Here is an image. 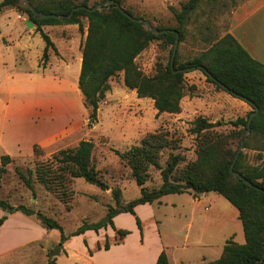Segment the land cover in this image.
<instances>
[{
	"label": "trees",
	"instance_id": "obj_1",
	"mask_svg": "<svg viewBox=\"0 0 264 264\" xmlns=\"http://www.w3.org/2000/svg\"><path fill=\"white\" fill-rule=\"evenodd\" d=\"M26 1L38 14L47 17H36L25 0L1 1L0 13L5 9H16L20 14H26L29 21L37 27L36 31L45 42L42 55L45 69L50 60V49L56 53L58 51L42 27L61 24L79 25L80 30L83 31V19L88 20L78 85L90 110V126L98 122L100 104L106 98V94L112 90L111 80L121 73L125 87L136 91L138 98L152 99L158 114L181 113L182 100L188 92L192 94L196 90L195 86H188L185 78L186 71H191L193 68L201 71L218 89L247 102L253 111L247 118H239L231 122L236 129H239L231 133H220L215 130L223 125L221 122L213 123L205 118H198L192 129V133L198 139L197 159L183 169H179V165L185 160L180 154H173V151L178 149L177 142L170 138L168 133L149 134L139 146L125 153L117 152L131 169L132 176L141 189V196L119 209L109 206L108 213L102 221L95 224L84 223L70 236H66L64 228L54 218L25 205L15 207L8 200L0 198V209L6 214L22 212L27 216L36 217L46 229L58 230L61 233L62 245L70 238L84 235L88 231L98 234L102 229L112 227L116 233L114 244L111 245L109 237H106L104 245H98V250L108 251L113 245L122 244L131 234L129 230L115 227L113 220L119 214L129 213L135 217L143 239V223L136 214V207L153 204L167 195L191 192L194 196H198L215 193L224 197L238 210L245 243L238 244L231 238L218 260L204 264H261L264 256V162L259 165H249L245 162L244 154L240 153L235 163L236 175L245 177L256 186L255 188L246 185L233 175L231 166L239 151L238 147L234 149L232 145L240 138L243 141L248 138V120L256 109H259V112L251 123L250 136L245 141L244 148L260 154L264 153V65L255 60L228 32L200 56L181 65H178L176 56L173 69L170 62L166 67L160 66L154 76L145 75L136 64V59L154 41L169 38V43L174 45L176 34L170 31H177L180 41H183L184 27L191 14L203 2L216 0H189L183 3L180 11L173 10L179 23L178 28L168 30L166 34H155L141 22L127 17L115 5L93 11L89 9L96 6H90L91 0ZM115 1L121 4L120 0ZM79 7L86 9L76 10L73 13L74 9ZM126 12L133 18L141 20L131 12L127 10ZM71 14L72 16L68 18ZM56 16H61L63 19ZM158 31L165 30L159 28ZM38 149V147L34 148L35 157H40ZM94 149L95 144L92 141L83 140L75 148L61 150L52 159L37 162L35 169H27L24 172L17 168L15 172L34 196H36L35 183H39L61 202L69 205L73 197L71 186L77 179H83L103 191L110 189L93 165ZM166 150H170L171 153L166 168H163L159 159ZM12 162L11 157H2L0 179L8 173L7 167ZM150 167L161 171L163 184L158 189L148 190L145 187L149 179ZM1 188L0 181V190ZM112 193L117 206H120L121 191L113 190ZM6 219L7 216L0 219V226ZM84 244L89 256L92 257L94 251L89 248L87 241H84ZM56 256V253L50 252L48 264H57ZM156 264H170L165 251H162Z\"/></svg>",
	"mask_w": 264,
	"mask_h": 264
},
{
	"label": "rangeland",
	"instance_id": "obj_2",
	"mask_svg": "<svg viewBox=\"0 0 264 264\" xmlns=\"http://www.w3.org/2000/svg\"><path fill=\"white\" fill-rule=\"evenodd\" d=\"M107 1L91 0L89 4L103 9L109 7ZM120 1V5L125 10L145 22L147 29L158 30L160 28L168 31L176 30L179 26L173 10L180 11L181 5L189 0ZM241 1L216 0L214 2H203L191 14L184 27V39L179 44L178 65L200 56L228 32L231 13ZM21 15L29 20L26 14L21 13ZM16 28L22 29V34L27 37L29 34L34 35L31 40L32 47L28 50L27 55L21 54L17 57L14 71L31 72L35 71V67H38L39 72L44 71L42 55L45 42L36 31L37 27L34 26L29 29L23 23L17 22ZM83 28L84 30L81 31L79 25L66 24L42 27V30L54 42L58 51L56 53L50 49V60L46 65V69L50 68V73L54 77L65 79L66 75L74 70V66L79 59L83 57V44L88 29L86 18L83 19ZM173 48L174 45L169 43V38L154 41L136 59V64L145 75L154 76L160 66L166 67L170 64ZM9 52H11L10 56L6 53L5 59L10 63L9 65H12L11 63L15 61L17 51L12 48ZM185 78L188 86H195L196 90L192 94L188 92L182 100L181 113L158 114L152 99L138 98L136 91L125 87L123 74L121 73L111 80L112 90L106 94V98L100 104L98 122L90 126V110L84 100V108H78L76 111L74 129L69 136L47 148L36 146L39 148L40 157H35L33 153L29 157L13 159V162L7 167L8 174L0 180L2 184L0 197L8 199L15 207L25 205L36 212H42L54 218L64 228L66 236H70L84 223L95 224L102 221L108 213L109 206L116 209L127 206L141 196V189L136 184L131 169L119 157L117 152L125 153L131 148L139 146L141 141L149 134L168 133L170 138L175 139L177 142L178 149L173 151V154H180L185 160L179 165V169H183L187 164L197 159L198 139L192 133V129L198 118H205L213 123L221 122L223 125L215 130L220 133H231L234 130L239 131L231 122H235L239 118H247L253 111L251 106L244 100L236 98L229 92L220 90L210 83L199 70L186 71ZM83 140L92 141L95 144L93 165L102 179L108 183L109 190L103 191L83 179H77L71 186L73 197L67 205L39 183H35L36 196H34L32 191L26 188L17 176L15 172L17 168L24 172L27 169H35L37 162L52 159L61 150L75 148ZM242 141V138H240V140L233 143V148L238 147L240 149ZM170 153V150H166L160 156L159 163L163 168L167 166ZM241 153L244 154L245 162L249 165H259L264 162V153L260 154L247 148H243ZM162 184L161 171L150 167L149 179L145 187L148 190H154L160 188ZM113 190L121 191L120 206H117L112 193ZM193 196L194 194L191 192L167 195L164 196L161 204H153L151 210L146 208L140 211L151 249L154 250L158 246L153 228L152 213L157 217L156 220L162 221L164 235L170 237L168 242L174 246L172 217L177 212L191 210ZM198 196L203 197V202L202 206L195 208L196 212H204L205 209H210L212 213L224 214L228 219H215L214 221L216 223L220 222V224L215 225L213 229L208 228L205 233L206 242H211V248L202 251L200 256L197 249L189 248L188 253L191 257L188 260L194 264L203 263L202 258L199 257H205L206 262L220 258L221 247L226 243V240H230L232 237L238 244L245 243L243 225L239 219L235 221L231 214L232 212L239 214L237 209L215 193L200 194ZM31 220L32 227H35V224L38 223V239H44L31 249L22 250L20 259L12 260L11 264H48L50 252L57 254V264H129L126 261L127 259H132L133 264H135L139 257L145 255V253H138V235L130 228L126 229L131 232L128 236L129 247L124 250H117L111 256H105L102 253L103 250H98V245H104L105 239L108 237L104 231L98 234L90 231L86 239L81 236L72 237L62 245L61 233L58 230L47 229L44 234L41 231V228H44L40 225V222H37L38 219L32 216ZM122 221L126 227H133L132 220L129 217L122 219ZM199 236L200 232L195 227L190 233L189 241L192 243ZM84 241H87L94 254L98 253L95 259L87 253ZM114 241L115 237L109 238L111 245L114 244ZM177 244L176 241L175 245ZM67 245L69 253L66 250ZM45 247L47 250H44ZM193 253H196L197 257ZM177 260V258H174L172 264H178L176 263Z\"/></svg>",
	"mask_w": 264,
	"mask_h": 264
},
{
	"label": "crops",
	"instance_id": "obj_3",
	"mask_svg": "<svg viewBox=\"0 0 264 264\" xmlns=\"http://www.w3.org/2000/svg\"><path fill=\"white\" fill-rule=\"evenodd\" d=\"M25 21L26 18L13 8L5 9L0 13V165L3 156H9L12 159L29 157L33 155L36 146L47 148L59 143L73 131L77 109L84 108V97L78 85L82 58L75 64L74 70L63 80L61 77H54L50 73V68L40 72L38 67H35V71L31 72L14 71L17 57L21 54L26 56L32 47L31 40L34 34H29L28 38L22 34V29L16 28L17 22L25 25ZM228 33L255 60L264 65V0H242L231 13ZM12 48L17 53L15 61L9 65L5 54L10 56L11 52L9 51ZM202 198V196H193L191 210L177 212L172 217L174 241L178 242L177 245L174 242V246L168 242L170 237L164 235V224L162 221L156 220L157 217L154 213H152L153 228L158 241V246L154 250L149 247L146 229L143 226L142 239L135 218L131 214L122 213L116 216L113 221L117 229L130 228L138 235L137 250L140 254L145 253V257H139L135 264H156L162 251H166L170 264L174 258L178 259L176 261L178 264H194L188 260L191 257L188 253L190 247L197 249L199 256L202 251L211 248L212 244L206 242L205 233L208 228L213 229L215 225L220 224V222L216 223L215 219L223 218L225 220L228 218L221 213H212L210 209L196 212L195 208L202 206ZM163 199L164 197L155 203L161 204ZM153 204L140 205L135 208L136 214L141 220L143 218H141L140 211L146 208L151 210ZM231 214L235 221L239 219V214L236 212ZM4 216H7V219L0 226V264H11L12 260L20 259L22 250L31 249L44 238L38 239V223L32 227V216H27L22 212L6 214L0 209V219ZM128 217L132 220L133 227H126L123 223L122 219ZM37 222L39 221L37 220ZM195 227L200 232V236L191 243L189 236ZM43 228L41 231L45 234L47 229ZM101 231L107 233L109 238L116 236L112 227ZM89 232L81 237L86 239ZM232 238L234 240V237ZM226 243L221 247L222 253ZM128 245L127 237L122 244L113 245L110 250H103L102 253L105 256H111L117 250L127 249ZM44 250L47 248L45 247ZM66 250L69 251L68 245ZM86 251L88 253L87 248ZM97 254L95 253L92 258L95 259ZM193 255L197 257L196 253ZM199 258H202L203 263L201 264L206 262L205 257ZM126 261L133 264L132 259Z\"/></svg>",
	"mask_w": 264,
	"mask_h": 264
},
{
	"label": "water",
	"instance_id": "obj_4",
	"mask_svg": "<svg viewBox=\"0 0 264 264\" xmlns=\"http://www.w3.org/2000/svg\"><path fill=\"white\" fill-rule=\"evenodd\" d=\"M25 2H26V4H27V6H28V7L34 12V15H35L36 17H40V18L47 17V16H44V15H40V14H38V13H37V12L31 7V5H30L26 0H25ZM107 3L109 4V6H111V5H115V7L118 8V9H120V10H121V11H122L127 17L131 18V19L134 20V21H139V22H141V23L146 27V24H145V22H144L143 20H137L136 18H133V17H132L129 13H127L126 10L123 9V8L121 7V5H120L119 3H117L116 1H114V0H108ZM80 9H86V8H85V7H79V8H76V9H74L73 13H74L76 10H80ZM88 9H89V8H88ZM100 9H102V8L96 6L95 8H92V9H89V10H93V11H95V10H100ZM73 13H72V14H73ZM72 14L69 15L68 18H70V17L72 16ZM56 17L59 18V19H63V17H61V16H56ZM25 25H26L27 28H29V29H31V28L34 27V24H33L32 22H30L29 20H26V21H25ZM150 30H152L155 34H163V33H166V32H167V31H161V32H159L158 30H154V29H152V28H150ZM170 32L176 34V39H175L174 48H173V53H172V59H171V67H172V69H173V68H174L175 59H176V56H177V53H178V49H179L180 39H179V36H178V32H177V31H170ZM192 70H195V68H193ZM210 77H211L213 80L216 81V79H215L212 75H210ZM222 86H223V85H222ZM223 88L226 89V87H224V86H223ZM258 112H259V109H256V111L251 115L250 119L248 120V132H247V134H248V138H247L245 141H247V140L249 139V136H250V126H251V123H252L253 119L255 118V116L257 115ZM245 141L242 142L241 148L239 149V151H238V153H237V155H236V157H235V160H234V162H233V164H232V166H231V172H232L233 175H236V173L234 172V166H235L236 161H237L238 158H239V155H240L242 149L244 148ZM236 176L238 177L239 180H241V181H242L243 183H245L246 185L251 186V187H254V188L256 187L252 182H250L249 180H247V179H246L245 177H243L242 175H236ZM263 262H264V256H263V258H262V263H261V264H263Z\"/></svg>",
	"mask_w": 264,
	"mask_h": 264
}]
</instances>
